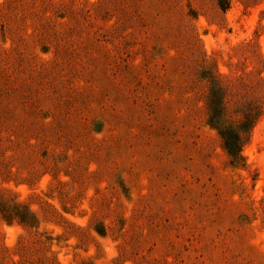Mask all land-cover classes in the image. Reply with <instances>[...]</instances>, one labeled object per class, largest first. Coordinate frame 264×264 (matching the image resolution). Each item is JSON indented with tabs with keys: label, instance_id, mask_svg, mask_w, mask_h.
<instances>
[{
	"label": "rangeland",
	"instance_id": "obj_1",
	"mask_svg": "<svg viewBox=\"0 0 264 264\" xmlns=\"http://www.w3.org/2000/svg\"><path fill=\"white\" fill-rule=\"evenodd\" d=\"M15 1L0 0V196L31 220L0 217V264H264V116L231 166L202 79V58L260 70L264 0H145L130 22L103 0H58L48 22Z\"/></svg>",
	"mask_w": 264,
	"mask_h": 264
},
{
	"label": "trees",
	"instance_id": "obj_2",
	"mask_svg": "<svg viewBox=\"0 0 264 264\" xmlns=\"http://www.w3.org/2000/svg\"><path fill=\"white\" fill-rule=\"evenodd\" d=\"M144 1L103 0L101 4L108 6L105 9L120 11L125 20L130 22L135 17H141L137 11ZM194 1L196 2V0ZM200 1L202 2V0ZM149 2L150 4L158 2L160 7H165V5L168 7V3L173 2L174 6L172 7L175 8L178 3H181V0H149ZM12 3H17L20 7L18 1L13 0ZM38 4L39 7H36L43 14V20H47V22L49 20V17L46 16L47 13H57L61 9L58 0H38ZM213 4L221 14L230 8V0H213ZM128 9L131 10L130 13L127 11ZM63 12L69 16L73 14L70 9L64 8ZM3 15L4 13L0 11V17ZM191 15L195 18V15ZM189 36L194 37L193 33H190ZM255 58L257 64L260 65V70H244L240 74L233 73L232 75L220 73L213 64L202 58L205 68L202 71V79L206 84L208 124L218 132L229 164L235 168L245 166L242 148L249 141L255 125L264 116V55L257 53ZM6 193L0 196V217L5 222L16 221L23 226H29L31 214L14 200L7 199L8 194L5 196ZM3 252L4 249L0 247V255ZM45 264L55 263L47 258Z\"/></svg>",
	"mask_w": 264,
	"mask_h": 264
}]
</instances>
